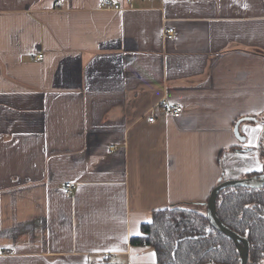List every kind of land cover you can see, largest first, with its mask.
Here are the masks:
<instances>
[{
	"label": "crops",
	"instance_id": "crops-1",
	"mask_svg": "<svg viewBox=\"0 0 264 264\" xmlns=\"http://www.w3.org/2000/svg\"><path fill=\"white\" fill-rule=\"evenodd\" d=\"M127 8L0 0V264H158L153 212L263 169L264 0Z\"/></svg>",
	"mask_w": 264,
	"mask_h": 264
},
{
	"label": "trees",
	"instance_id": "trees-1",
	"mask_svg": "<svg viewBox=\"0 0 264 264\" xmlns=\"http://www.w3.org/2000/svg\"><path fill=\"white\" fill-rule=\"evenodd\" d=\"M216 212L228 228L246 237L248 264H264V187H228L216 199ZM133 244L150 246L158 264H240L235 243L213 229L206 212L171 207L155 211Z\"/></svg>",
	"mask_w": 264,
	"mask_h": 264
},
{
	"label": "water",
	"instance_id": "water-1",
	"mask_svg": "<svg viewBox=\"0 0 264 264\" xmlns=\"http://www.w3.org/2000/svg\"><path fill=\"white\" fill-rule=\"evenodd\" d=\"M240 122L241 120H239L234 127V135L239 141L244 142L245 138L240 134L239 131ZM228 187H244L249 189L263 188L264 174L243 179L220 180L218 185H216V187H214V189L211 191L206 203V216L211 227L232 239L240 254V264H248L249 243L247 238L240 236L239 234L228 228L226 225H224L216 212V199L219 193L223 189H226Z\"/></svg>",
	"mask_w": 264,
	"mask_h": 264
},
{
	"label": "built area",
	"instance_id": "built-area-1",
	"mask_svg": "<svg viewBox=\"0 0 264 264\" xmlns=\"http://www.w3.org/2000/svg\"><path fill=\"white\" fill-rule=\"evenodd\" d=\"M65 0H60V2H64ZM133 0H123L121 1H115V0H99V8L104 10H111V11H123L128 9L127 7L132 4ZM176 37V32L173 28H166L164 30V38L166 40H173ZM43 59V54H39L35 57L36 61H41ZM183 112V107L181 105H174L167 109L165 112L166 115L171 116L173 118H179ZM159 119V115L156 113H152L148 117L149 123H155ZM63 193L67 196L72 195L73 193V184L72 183H66L63 188ZM145 245V243H143ZM11 253V252H8ZM109 254H106L104 256L105 259L109 258Z\"/></svg>",
	"mask_w": 264,
	"mask_h": 264
},
{
	"label": "rangeland",
	"instance_id": "rangeland-1",
	"mask_svg": "<svg viewBox=\"0 0 264 264\" xmlns=\"http://www.w3.org/2000/svg\"><path fill=\"white\" fill-rule=\"evenodd\" d=\"M224 156H226V155H224ZM222 162H223V165H222V168L224 169L223 171V174H224V179H226V178H228V168H227V165H225V162H226V159H225V157H222ZM205 212V211H204ZM203 212V213H204Z\"/></svg>",
	"mask_w": 264,
	"mask_h": 264
},
{
	"label": "flooded vegetation",
	"instance_id": "flooded-vegetation-1",
	"mask_svg": "<svg viewBox=\"0 0 264 264\" xmlns=\"http://www.w3.org/2000/svg\"><path fill=\"white\" fill-rule=\"evenodd\" d=\"M262 157L264 158V155ZM263 174H264V165H263V169L260 172H257L255 174H253L251 177H253V176H260V175H263Z\"/></svg>",
	"mask_w": 264,
	"mask_h": 264
},
{
	"label": "snow or ice",
	"instance_id": "snow-or-ice-1",
	"mask_svg": "<svg viewBox=\"0 0 264 264\" xmlns=\"http://www.w3.org/2000/svg\"><path fill=\"white\" fill-rule=\"evenodd\" d=\"M248 131V129H245V132H247Z\"/></svg>",
	"mask_w": 264,
	"mask_h": 264
}]
</instances>
